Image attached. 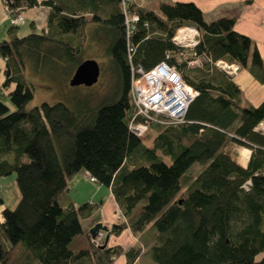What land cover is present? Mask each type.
I'll return each mask as SVG.
<instances>
[{
    "label": "trees",
    "instance_id": "1",
    "mask_svg": "<svg viewBox=\"0 0 264 264\" xmlns=\"http://www.w3.org/2000/svg\"><path fill=\"white\" fill-rule=\"evenodd\" d=\"M121 2L8 0L11 15L33 6L46 7L48 15L46 29L18 36L11 24L0 40V177L14 174L19 191L15 206L1 212L0 264H115L121 254L133 264L150 244L157 264H264V257L255 259L264 250V134L254 130L264 119V100L250 104L215 63H236L264 80L255 45L234 30V18L206 21L194 3L183 1L160 3L157 12L132 4L139 18L128 38ZM89 25L106 43L111 93L93 108L57 101L26 109L33 96L26 66L54 77L64 61L61 70L69 73L84 60ZM180 25L200 32L195 51L204 62L177 64L198 94L181 121L150 125L155 135L147 147L128 127V55L133 64L152 67L176 49L171 36ZM227 143L250 150L245 166L225 150ZM194 162L202 168L191 177ZM81 170L110 188L123 219L109 232L128 227L139 237L131 246H94L90 233L75 245L84 233L81 220L98 206L71 198L69 182Z\"/></svg>",
    "mask_w": 264,
    "mask_h": 264
},
{
    "label": "crops",
    "instance_id": "2",
    "mask_svg": "<svg viewBox=\"0 0 264 264\" xmlns=\"http://www.w3.org/2000/svg\"><path fill=\"white\" fill-rule=\"evenodd\" d=\"M40 1V0H39ZM137 6L145 7L154 12L158 11L160 3H172L176 1L192 2L203 14L206 21H211L221 17L234 18V30L238 33L248 36L255 45L264 70V0H134ZM4 0H0V40L7 37V29L11 22L5 14ZM24 21L29 20L28 33L46 29L48 9L44 6H33L25 8L20 12ZM23 21V22H24ZM21 24V23H20ZM18 24V28L19 25ZM92 27L89 25V28ZM27 33V34H28ZM18 34V29H17ZM5 59L0 57V94L2 82L4 80ZM232 80L239 85L242 94L252 105L259 104L264 100V80L258 81L246 69L238 68L231 75ZM250 151V150H249ZM239 153V149L236 148ZM235 152V153H236ZM237 155V154H236ZM237 161L242 164L239 159ZM247 162V161H246ZM8 181L6 182V180ZM7 183V184H6ZM95 185V186H94ZM86 177V171H79L69 182L70 195L75 204L83 202L98 203L97 209L87 218L81 220L83 234L76 240L81 245L85 240V234L89 233L90 228L100 223L108 228V239L106 246L120 245L122 248L131 246L138 240L131 230L126 227L118 235L111 234L109 229L112 224L119 222L123 216L108 186L96 183L94 184ZM89 186L90 188H86ZM0 220L4 208H12L19 199V191L14 181V176L8 178L0 177ZM143 252L135 259L133 264L140 261ZM264 257V250L256 255L255 259L259 260ZM115 264H125L123 254L115 258Z\"/></svg>",
    "mask_w": 264,
    "mask_h": 264
},
{
    "label": "built area",
    "instance_id": "3",
    "mask_svg": "<svg viewBox=\"0 0 264 264\" xmlns=\"http://www.w3.org/2000/svg\"><path fill=\"white\" fill-rule=\"evenodd\" d=\"M135 4L134 0H122L121 10L124 16L126 35L129 38L138 21V14L130 10ZM3 9L9 17L11 24L18 25L24 21L21 13L12 14L8 0H4ZM200 32L190 25H180L171 36V41L176 47L174 50H167L164 57L150 68H143L130 61V86L129 97L133 107V114L128 121V127L137 137H144L152 123L167 124L182 120L185 110L198 91L185 83L177 64L184 62L186 66H195L203 56L196 53L195 48L199 44ZM131 50V45H129ZM216 65L227 74H234L239 68L236 63H229L219 59ZM264 134V119L254 128ZM239 159V153H237ZM86 177L91 182H96L94 176L86 172ZM249 181L243 187L248 188ZM1 198V195H0ZM104 238L102 230H98L95 236L91 237L94 246H100Z\"/></svg>",
    "mask_w": 264,
    "mask_h": 264
},
{
    "label": "rangeland",
    "instance_id": "4",
    "mask_svg": "<svg viewBox=\"0 0 264 264\" xmlns=\"http://www.w3.org/2000/svg\"><path fill=\"white\" fill-rule=\"evenodd\" d=\"M29 20L22 22L18 28V36H24L30 31L29 29ZM106 43L105 40L100 32L93 33L92 29H88V37L85 41L84 51L82 54V58L84 59H94L97 61L100 67V73L98 79L95 83L90 86L85 85H77V86H70L68 81L69 77L73 73L76 64L70 68L69 73H63L61 70V66L66 63L61 62L60 64H56L55 68L53 69L54 77H50L46 74H36L33 73L29 66H26L24 74L28 79L29 83L32 84V99L28 101L25 105L26 109H29L33 106L39 105L42 102L47 103H55L57 101L64 102L68 105H73L78 102H85L90 108L95 107L100 100L106 95L111 93L114 84V76L111 68V63L109 61L108 55L106 53ZM205 60V59H204ZM204 60L200 57V62L198 65L195 66H187V67H200ZM181 63V62H180ZM49 86L45 88L43 86ZM5 103L8 105L10 110L14 109V106L5 99ZM155 135L154 129H149L146 135L142 138V143L147 146H152V138ZM241 145L235 143H227L225 145V150L228 151L230 154L235 156L236 160L238 156L236 155V148L240 149ZM246 148V147H245ZM236 152V153H235ZM170 158L168 156L165 157L166 162H170ZM202 165L199 162H194L190 169L188 170V174L191 177H194L198 171H200ZM8 176H14V174H10L4 176L8 178ZM3 177V178H4ZM8 179L6 180V182ZM90 181V180H89ZM93 185L96 184L92 182ZM7 184V183H6ZM95 186V185H94ZM86 188H90L86 186ZM17 203V202H16ZM15 206V205H14ZM12 206V207H14ZM103 226V225H102ZM106 227V226H105ZM107 228V227H106ZM102 230V229H99ZM104 233V238L101 240L100 246L103 244L105 236L107 234V230H102ZM75 245L78 241H74ZM71 245L70 247L75 250L77 246ZM152 245H147L143 252V255L137 264H157V262L152 257Z\"/></svg>",
    "mask_w": 264,
    "mask_h": 264
},
{
    "label": "water",
    "instance_id": "5",
    "mask_svg": "<svg viewBox=\"0 0 264 264\" xmlns=\"http://www.w3.org/2000/svg\"><path fill=\"white\" fill-rule=\"evenodd\" d=\"M100 73V67L96 60L94 59H84L82 60L74 69L73 73L69 77V85H85L90 86L95 83L98 79ZM107 230L105 226L100 223L95 224L90 228L89 233L91 236H95L96 232L99 230ZM108 239V234H106L105 239L101 247H105Z\"/></svg>",
    "mask_w": 264,
    "mask_h": 264
},
{
    "label": "bare ground",
    "instance_id": "6",
    "mask_svg": "<svg viewBox=\"0 0 264 264\" xmlns=\"http://www.w3.org/2000/svg\"><path fill=\"white\" fill-rule=\"evenodd\" d=\"M249 149L248 148H245V147H241L239 149V161L242 163V164H245L248 157H249Z\"/></svg>",
    "mask_w": 264,
    "mask_h": 264
}]
</instances>
